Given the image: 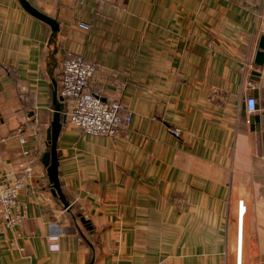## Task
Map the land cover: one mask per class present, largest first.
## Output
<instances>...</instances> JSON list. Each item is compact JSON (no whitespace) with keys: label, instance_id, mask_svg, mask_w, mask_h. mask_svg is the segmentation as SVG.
<instances>
[{"label":"crops","instance_id":"1","mask_svg":"<svg viewBox=\"0 0 264 264\" xmlns=\"http://www.w3.org/2000/svg\"><path fill=\"white\" fill-rule=\"evenodd\" d=\"M27 1L59 32L51 40L18 0H0V188L17 169L18 129L34 172L17 200L21 226L0 218V264H233L239 201L242 254L253 243L264 253V131L247 123L264 115L254 64L264 0ZM69 58L95 66L88 90L121 102L131 121L95 137L65 120L56 157L66 210L41 158ZM50 223L63 231L56 251Z\"/></svg>","mask_w":264,"mask_h":264},{"label":"built area","instance_id":"2","mask_svg":"<svg viewBox=\"0 0 264 264\" xmlns=\"http://www.w3.org/2000/svg\"><path fill=\"white\" fill-rule=\"evenodd\" d=\"M99 5H107L113 0H94ZM95 66L80 58H69L62 64L60 87L57 95L62 99V114L72 127L80 130L83 134L95 137H112L125 130L131 121L124 105L115 100L103 101L100 96L88 90V83L95 74ZM262 77V75H261ZM246 111L254 114L256 100L252 97L246 100ZM249 123V120H247ZM169 132L174 137L180 136V131L170 128ZM19 142L16 152L17 169L13 181L0 188V218L7 228L21 226L25 217V208L18 205L19 194L28 186L33 178V166L29 160V151L26 149V140L20 129L10 134ZM6 138L0 137V144ZM243 202H238V257L240 256V239L242 233V220L245 214ZM48 240L51 251H56V242L63 235L61 227L55 223L48 226ZM239 259V258H238Z\"/></svg>","mask_w":264,"mask_h":264},{"label":"water","instance_id":"3","mask_svg":"<svg viewBox=\"0 0 264 264\" xmlns=\"http://www.w3.org/2000/svg\"><path fill=\"white\" fill-rule=\"evenodd\" d=\"M18 2L26 13L50 27V39L53 40L59 32V25L56 20L37 11L27 0H18ZM254 64L260 68H264V35H262L259 39L257 51L254 58ZM250 77L252 81L256 82L261 77V73L253 71L250 73ZM52 105V121L46 132V138L49 143V150L42 155L41 162L46 168V173L49 184L51 186L52 194L58 197V200L62 204L63 208L67 210L69 209V203L67 202L60 187L58 177V160L56 157L57 140L62 126L65 122V117L62 116V99L57 95V87L55 82H53ZM244 110L245 106H243V111ZM249 121L254 125L255 131H264V115L261 117L253 116ZM80 222L86 227L88 226V223L83 218L80 219Z\"/></svg>","mask_w":264,"mask_h":264},{"label":"rangeland","instance_id":"4","mask_svg":"<svg viewBox=\"0 0 264 264\" xmlns=\"http://www.w3.org/2000/svg\"><path fill=\"white\" fill-rule=\"evenodd\" d=\"M238 233L236 232L235 244V263L233 261L234 255H231L233 264H264V253L258 244L253 243L250 247H245L244 255L242 254V233L240 239V256L238 257ZM262 247V246H261ZM263 248V247H262ZM234 253V252H233ZM239 258V259H238ZM244 258V261H243Z\"/></svg>","mask_w":264,"mask_h":264},{"label":"trees","instance_id":"5","mask_svg":"<svg viewBox=\"0 0 264 264\" xmlns=\"http://www.w3.org/2000/svg\"><path fill=\"white\" fill-rule=\"evenodd\" d=\"M62 116H64V115L62 114Z\"/></svg>","mask_w":264,"mask_h":264}]
</instances>
